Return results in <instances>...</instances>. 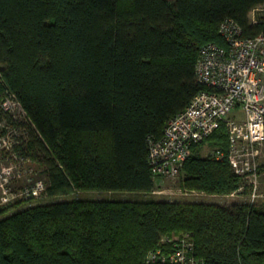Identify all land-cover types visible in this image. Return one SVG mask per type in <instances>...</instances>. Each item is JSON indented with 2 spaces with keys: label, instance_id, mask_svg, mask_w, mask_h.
Instances as JSON below:
<instances>
[{
  "label": "trees",
  "instance_id": "1",
  "mask_svg": "<svg viewBox=\"0 0 264 264\" xmlns=\"http://www.w3.org/2000/svg\"><path fill=\"white\" fill-rule=\"evenodd\" d=\"M263 4L0 0V95L13 93L38 131L27 148L33 158L45 157L47 195L151 193L148 137H160L202 88L195 77L199 49L225 44L219 25L226 18L245 37L264 32L263 18L249 19ZM228 121L192 146L183 189L228 194L244 183L227 158L199 153L202 143L228 149ZM183 232L192 234L203 264H264V202L80 197L1 217L0 264H174L148 262L147 253L173 251L161 238Z\"/></svg>",
  "mask_w": 264,
  "mask_h": 264
},
{
  "label": "built area",
  "instance_id": "2",
  "mask_svg": "<svg viewBox=\"0 0 264 264\" xmlns=\"http://www.w3.org/2000/svg\"><path fill=\"white\" fill-rule=\"evenodd\" d=\"M219 32L224 45L208 42L199 49L195 77L202 88L169 119L160 137H148L150 169L154 177L175 178L192 146L229 117L228 149L217 150L214 158H227L233 171L245 179L231 195L243 194L249 203L264 202V171H260L264 165V32L245 37L232 18L221 21ZM233 110L241 114L230 115ZM31 131L38 134L17 97L10 92L0 95V211L18 200L47 195V187L24 171V163L33 159L27 148ZM23 177L26 183L19 186L17 179ZM164 242L172 243L174 250L153 249L147 254L148 262L203 264L194 255L190 232L164 236Z\"/></svg>",
  "mask_w": 264,
  "mask_h": 264
},
{
  "label": "rangeland",
  "instance_id": "3",
  "mask_svg": "<svg viewBox=\"0 0 264 264\" xmlns=\"http://www.w3.org/2000/svg\"><path fill=\"white\" fill-rule=\"evenodd\" d=\"M264 19V4L261 5L258 9L251 11L249 14V19L253 21V19L257 18ZM240 115V111L233 110L230 115ZM217 149L209 146L206 143H202L199 149V153L202 156H208L214 159V155ZM10 165V163H8ZM4 167L7 165L4 164ZM232 167V165H231ZM24 171L27 172L26 177L33 176L35 181L42 182V184L47 187L48 177H47V166L45 162V157L43 154L38 153L37 158L30 159L29 161L24 163ZM233 169V168H232ZM0 171H2V167H0ZM183 169L179 172V174L175 178H165V177H154L155 179V187L151 193L143 194V193H134V192H125V191H107V190H74L73 192L67 195H59L50 197L48 195H43L37 199H21L16 202L12 209L8 212L0 213V218L5 216L7 213L12 211H16L21 209L29 204L34 203H44L54 200H63L74 197L80 198H92V199H146V198H157L171 201H182V202H194V201H206L219 203L222 205H230L234 202H243L247 201V197L243 194L240 195H231L228 194H208L207 192H200L196 190H185L180 185V179L182 177ZM18 185L22 186L26 183L25 178L17 179ZM262 188L264 190V176L262 180ZM185 232L181 233L184 234ZM173 235H177L178 233H172ZM171 234V235H172ZM163 238V239H162ZM160 243L164 242V237H162ZM150 251H148L149 253ZM147 253V254H148Z\"/></svg>",
  "mask_w": 264,
  "mask_h": 264
}]
</instances>
